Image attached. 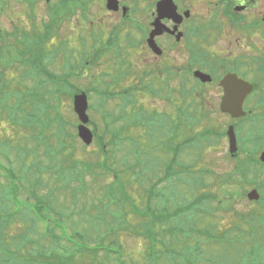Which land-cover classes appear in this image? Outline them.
Segmentation results:
<instances>
[{"label": "rangeland", "instance_id": "1", "mask_svg": "<svg viewBox=\"0 0 264 264\" xmlns=\"http://www.w3.org/2000/svg\"><path fill=\"white\" fill-rule=\"evenodd\" d=\"M8 1V4L4 3L7 4V7L5 6L6 11L3 12L1 7H3L4 0H0V32L2 30L4 32L14 31L17 27L21 30L25 29V31H30L34 23L41 26L43 30L44 25H49L50 23L49 14L59 9V7H53L51 11L48 10L49 6L58 3V0H51L50 2L37 0L33 4L28 3L26 0ZM121 1L130 7L131 12L128 14H131L133 23L140 24L143 29L149 25L150 15L155 10V7H152V0ZM178 2L182 8L186 6L192 8L194 17L200 19L203 24L206 20L214 17L215 8L211 7L210 9L208 7L209 0H177ZM32 5L36 6L35 9L31 8ZM67 8L70 12L66 14L68 16L62 20L61 24L59 23L58 26L53 25L51 28L54 40L52 48L55 45L57 47L59 46L57 48L59 52L57 57L47 59V63L52 64L49 67L53 72L57 74L61 73L62 76L64 71H69L65 68L67 66L64 67L65 61L63 57L66 55L69 57L68 63L73 64L77 68L74 75H71L69 72L67 73H69V79L73 80V84H75L77 89L84 90L88 94L90 104L89 115L93 119L89 123L91 129H95L94 122H97L100 124L101 131L104 130L102 114L100 113H107V115L112 113L118 116V114L120 115L123 112V115L127 116L125 122L124 120H120L116 125H112V128L118 130V136H121L122 142L114 159L110 158L108 163L113 169L112 172L115 169L119 172L120 179H118L117 185L119 183L125 184L129 199H123L117 192L116 195H113L108 190V186L114 181L112 172L97 175V179L93 175L84 172L83 182L89 188L82 185V180L80 182L77 180L72 181L70 187L67 189H63L61 183L56 181V175L60 168L68 169L69 165L74 166L77 161L81 166L73 167V170L81 172L84 171V161L96 162L98 158H100V161H107V158L99 153L96 137L93 144L87 147H84L83 142L78 138L76 125H74L77 122V116L73 109V102L68 96H62V100H54L53 104L58 106V109L61 110L64 117L70 123L72 122V124H68L73 127L69 126L67 135L69 133L77 136L75 145L73 146L71 144L75 138L72 136H67L63 141L69 144L68 148L70 150H68L74 153V158L71 160H65L66 155L60 154L57 157L48 155L45 144L38 145L37 140L33 138L34 131L32 128L15 127L9 121L8 117L4 116L5 113L1 115L0 109V161H4V164L7 163L10 166L11 164L9 162L11 159L14 170L18 175L22 176L23 184L27 187H29L31 181L38 179L41 183V187L38 189L39 194L43 195L44 193L51 192L52 205L57 211L62 212L59 215L62 218L64 217L66 222V224L59 222V225L69 235H72L75 229L83 230L85 228L89 229L90 227L94 229L91 230L94 233L90 232L92 240L89 244H93L98 253H94L93 256L92 253L85 250L77 251L76 255L65 264H264V220L253 221V228L249 225L251 223L250 220L253 219L252 216L260 208L258 203L249 200L247 197L248 192H251L256 187L254 188L247 184L237 186L231 182L230 185H224V188L220 189V184L218 182L216 183V177H214L216 174L222 175L229 172L237 162V157H231L229 152V141L227 138L228 127L233 124L236 129L239 127L241 133L244 132L246 135L253 134V131H261L264 134V131H262L264 126H261L264 125V122H262L264 118L257 119L249 117L234 120L230 115L223 114L220 111L219 100L212 101L215 96L218 98L219 93L211 94L208 88L203 87L198 89L197 87L198 91L205 93V97L203 98L197 95L196 90H194L196 89L195 83L190 78L189 81L192 84L189 88L183 90L179 84V79L171 73L169 75L170 79L167 82L163 81L165 76L156 72V66H153L151 63L149 65L147 64L146 56L148 51L142 44L137 46V48L127 49L128 46L126 47V45L128 41L141 40L142 32L130 27L126 23L128 17L122 15V12L116 14L109 11L106 8V0H95L93 6L85 12V15L74 5L71 7L68 6ZM114 32L116 35H114ZM110 39L111 42L113 40V43L117 41L118 43H115L117 46H114L113 50H109L108 53L101 54L97 57L94 45L96 44L98 47L101 41L106 42ZM11 40L15 41L14 38ZM118 46L121 52L127 50V59H125L124 55L116 52L118 51ZM203 47L213 52V48L209 44H205ZM84 51L85 53L93 54L94 58H91L89 55L84 56ZM46 52L50 53L49 50ZM95 57H97L96 60ZM54 58H56L55 62ZM217 58L221 62L225 61L222 57L217 56ZM83 62L84 65L82 64ZM90 62L91 64H89ZM173 64L177 65L178 72L179 62L175 57H172L169 62V65ZM81 67H84L83 71ZM14 71L20 72L18 70ZM161 71H164V73L167 72L166 69ZM145 72H149V84H153L156 89H160L162 92L161 95H151L152 93L150 91H146L144 81ZM14 77L17 78V74L11 72L8 79ZM114 79H119L120 86L115 87L113 85ZM12 84L9 87V90L12 91L25 89L24 87L26 85H33L28 80L25 81V86L23 85L21 88L16 89L15 87L18 86L17 79ZM191 90L194 93L190 92ZM117 93L122 97H119ZM50 96L48 94L45 95L44 102H48ZM49 102L52 103L51 101ZM190 103H193L197 108L194 109V106H190ZM141 105H144L146 108ZM183 105L184 107L187 106L190 112L194 110L195 118L189 121L194 126L192 127L194 130L189 131L183 124L180 122L177 123V126H182H179L175 130V138L177 140L174 141V145L184 142L187 136L192 138L197 133L202 132L218 131L223 132L225 136L221 140L220 138H217V140L211 138V143H207V148L201 150V154L198 153L195 147L183 149L184 153L180 158L182 162H194L199 157L198 165L193 169L200 170L201 168H206L212 171V174H204L203 180L208 186L193 191L194 189H191L192 185L190 183L180 184L177 182L178 180L171 181L172 184L168 186V190L166 189L168 192H166L165 200H171L169 204L171 209L183 208L182 204L184 202L191 201L202 192L211 191L218 195V199L223 200V206H230V209H220L218 201L214 200L202 205V211H196V209L185 213L182 211V216L185 220L181 217L179 221L181 223L180 225L184 228L181 227L179 231H176L179 225L167 232L171 235L170 231H176L177 240L171 238L170 235H167L165 238L157 235V240L155 237L149 240L150 237L148 238L144 233L147 225L141 226V221L144 219L141 221L137 219L138 215L136 213L149 212L146 208L148 194L145 188L148 190L151 182L149 180H143L144 176H141V173L143 170L155 168L157 169V174L161 175L163 163L168 158L158 149L159 146L162 147L161 141L164 136H159L157 134L159 131L155 130V133L149 136L148 144L144 140L147 138L145 131L143 132L141 127L138 128L135 125V112L143 108L149 114L151 112L169 113L178 122V111L182 113L185 110L179 106ZM255 108V111L258 109L259 112L261 110L264 111L263 107ZM175 109L178 110H176L177 113ZM183 115L182 117L184 118ZM109 118L110 121L113 119V117ZM123 123L124 125L133 123L129 132H123ZM161 124L165 135L167 126L165 122ZM55 133L56 127L54 126L50 130L45 131V135L48 137L47 144L50 146L47 148L49 149H54L61 141ZM124 137H130L133 142ZM136 143L143 146L144 149H149L145 155L142 153V158L148 160L149 163L142 164L139 168L137 167L138 169H134L137 155L133 146ZM252 144H256L264 150V137L255 139L252 141ZM21 145L26 147L28 150V152L26 151L27 154L24 152L25 150L22 152L19 150ZM17 147L18 151L15 150ZM13 148L14 150H12ZM32 149L34 150L29 152ZM5 154L10 158L8 160L9 162L3 157ZM240 155H243V153H240ZM20 157L23 158V165L19 163ZM155 160H157L156 166L153 164ZM34 162L35 165H33ZM58 165H60V168ZM32 166L33 169L28 170ZM51 166L54 172L49 170ZM69 171L72 173L71 169ZM54 173L57 174L55 175ZM198 175L196 174L195 176ZM184 177L187 176L185 175ZM140 180H143L144 183L142 184ZM61 181L63 184L68 182L66 178H62ZM159 187L158 189L160 190L163 185ZM245 189L247 192H244ZM114 190L120 193L117 186L114 187ZM226 191L227 193L229 192L228 195H226ZM259 191L263 194L261 190ZM145 195L147 196L146 198ZM2 196L3 193H0V201L4 200ZM20 196L22 199L27 196L24 187L21 189ZM112 200L116 206L115 204L111 206ZM95 203L98 205L96 210L93 208ZM152 203L154 204V208L164 207V201L161 198L156 197V200ZM204 209L205 211L212 210L213 214L208 215L209 213L205 212ZM1 214L2 212H0ZM242 215H245L247 219L241 220ZM148 220L149 223H152L151 216L145 221ZM23 225L24 223L21 225L18 222L14 223L11 225L10 230L5 228L2 234L5 237L11 231L19 234L26 227ZM43 225V223L37 224L35 226L36 232L32 235L35 241L40 242L44 251L48 252V250H52L58 254V256L52 255L49 257L50 264H59L60 261L57 258H61V256L69 257L74 247L72 244L67 245L64 243L59 233L57 236L59 239H49L50 237L44 234L46 227ZM236 225H239L244 233H239L234 228ZM155 227H157L159 233H162L158 225H155ZM150 228L152 227L150 226ZM184 229L189 233L186 238H184ZM198 230H202V232L206 231L208 234H214V236H218V239H214V237L209 238V236L203 234L200 235ZM57 232H60V230H57ZM150 241L156 245L155 251L150 249ZM169 243L174 250L170 249ZM27 248L30 249V246H27ZM169 254H172V256ZM93 259L97 260V263L93 262ZM8 263L0 253V264Z\"/></svg>", "mask_w": 264, "mask_h": 264}, {"label": "trees", "instance_id": "2", "mask_svg": "<svg viewBox=\"0 0 264 264\" xmlns=\"http://www.w3.org/2000/svg\"><path fill=\"white\" fill-rule=\"evenodd\" d=\"M68 4L69 1L65 0L62 5L63 7L55 10L54 13H52V11L49 14L50 23L49 25H46L48 26L47 32L45 31L41 33L39 37L34 36L33 39H28V45L30 46V48H26V53L30 52V56L27 55V61L31 63L28 74L29 76H32L36 79L37 82L34 81L36 82L35 85L32 87L28 86L23 91H12L3 89L2 85L0 84L1 115L5 113L4 116L8 117L9 121L15 127L21 126L23 128H32V130L34 131L33 138L37 140L38 145L45 144L48 155L50 154L52 157H57L60 154L66 155V158H64L65 160H71L72 158H74V153L72 151H69V144L63 142L64 138H67V136H72L73 138H75L73 143L71 144L73 146L75 145L74 143L76 141L77 136L71 135L69 133L67 135V130L69 129V126H72L68 124H72V122L70 123L69 120L64 117L61 110L58 109V106L53 104V101L60 99L62 100V96L65 95L71 97L73 93H76L77 91L73 88L71 84L68 83V77L66 75L60 76L53 74L45 79L40 78L43 71H45L46 69L43 67L42 64L39 66L37 65L39 64L38 62L33 61L39 58L38 61H41L43 63L44 60L51 58L53 59L54 53L51 51L50 53L46 52L45 44L52 35V32H49L52 26H58V24L61 23L63 16L70 13L69 9L67 8ZM39 50L41 52H38V57H36L35 54ZM97 57H95V60ZM47 94L51 96L48 102H44L45 95ZM49 101H51L52 103H50ZM103 112L105 111L103 110ZM100 114H102L104 130L101 131L100 124L94 122V133L96 136V143L99 148V153L101 155H104L107 158V161H100V158H98V161L96 162L84 161V171L82 172L78 170H73V167H77L78 165L81 166L78 161L74 166L69 165L68 169L60 168V165H58L60 170H58V174L55 173L57 174L56 181H59L61 183L63 189H67L68 187H70L71 182L74 180L80 181L81 179L83 181L85 171H89L91 174L94 175V178L97 179V175L99 176L100 174H104L107 172L109 173L113 170L111 165L108 163V160L110 158L114 159L115 155L117 154L116 152L120 149L122 140L121 136H118V130L112 128V125H116L117 122H119L120 120H124L125 122L127 116L123 115V112L120 115L118 114V116L113 115L112 113H109V116L107 115V113ZM109 117H113V119L110 121ZM134 118L136 120L135 125H137L138 128L141 127L143 129V132L145 131L147 138H145L144 140H146L148 144L149 136H152L155 133V130L159 131L157 132L159 136H164L162 137L163 139L161 141L162 147L159 146L158 149L162 153H164V155H166V157L169 159H167V161L163 163L161 176L157 175V169L155 168H149V170L143 171L139 169L140 171H142L141 176H144L143 180L145 179L151 182L149 185V189H145L146 193L149 195V200L155 197L156 188L160 183L164 181L170 182L175 179H182L183 175H187L189 177L188 183L192 182L191 184L192 189H194L193 191H197L198 189L205 188L208 186L203 180L204 174H212V171L206 168H201L200 170L193 169L196 165H198L197 162L199 157L197 158V160L190 163H184L180 160V158L184 153L183 149L186 148L191 149L192 147H195L198 153L201 154V150H205V148H207V143H211V138H214L216 140L217 138H220L221 140V138L225 136L223 132H202L199 133V136L195 137L194 139L190 138V136H187L184 139V142H181L178 145H174V141L177 140V138H175V130L177 129L178 122H176L171 116H169L168 113L155 112L149 114V112L141 108L137 110V112H135ZM162 122H165V125L167 126L165 135L163 132L164 130H162ZM74 125L77 124L74 123ZM52 126L56 127L55 134L57 137H59L61 141L57 146H55L54 149H49L47 148L50 146L49 144H47L48 137L45 135V131L50 130ZM131 126H133V123L124 125L122 127L124 128L123 132H129ZM262 131H264V129H262ZM238 135L240 142L239 152L243 153V155L239 154V156L237 157V162L229 172L222 175L216 174L214 177H216V183L218 182L220 184V189L224 188V185H230V183L232 182L237 186H243L244 184H247L258 188L263 192L261 199L256 202L260 205V208L256 210L255 214L252 216L253 219L250 220L251 223H249V225H251V227L253 228V221L264 220V163H261L259 161L257 156L259 148L256 144H252V141L259 137H264V134L261 131H253V134L251 135H246L244 132H239ZM124 138L130 139V137ZM130 141L133 142L132 139H130ZM133 148L134 150H136L137 167L139 168L142 164H148L149 161L142 158V153L143 155H145L146 153H148L149 149H144L143 146L137 143L134 144ZM12 150H14V148ZM15 150L18 151V147L15 148ZM19 150H21V152L23 150H25L24 152H28L26 147L22 145ZM33 150L34 149L29 152H32ZM22 159L23 158L21 157L19 158V163L21 165L24 164ZM10 162L12 166H10V168L8 169V179L10 180L8 189L6 190V188L3 187L0 182V193H3L2 198L4 197V200L0 201V212H2V214L0 215V253L2 257H4L9 262L8 264H50L49 257L52 255L58 256V254L52 250H48V254L47 251L43 250L40 242L35 241V238L32 234H35V226L37 224H40L41 222L45 223L46 230L44 234L47 237H50L49 239L58 238L57 236L59 233L64 243H66L67 245L74 244V249L69 255V257L61 256V258H57V260L60 261L59 264H65L69 259L73 258L76 255L77 251L85 250L87 252L92 253L94 256V253H96V249L93 244H89L92 240V238L90 237V232L94 233L93 231H91L94 229H92L91 227L89 229L85 228L83 230L75 229L72 235L67 234L64 229H62V227L59 225V222L65 224L66 222L64 220V217L62 218V216L59 215L62 214V212L57 211L52 205L50 194L51 192L44 193L43 195L39 194L38 189L39 187H41V183L38 179L31 181L29 187L24 185L22 176L18 175L14 170L13 162L11 159ZM153 164L156 166L157 160H155ZM33 165H35V162L33 163ZM32 169L33 166L30 169L28 168V170ZM70 169L72 170V173H70V171L68 172V170ZM49 170L51 172H54L52 166L49 168ZM114 171H116V169ZM195 174H199V176L195 177ZM62 178H66L68 182L66 184H63L61 181ZM118 179H120V177L115 175V179L113 183L108 186V190L113 195H116L117 192L120 196H122L124 193V184L119 183L120 185H117ZM153 179H155L154 182ZM143 180H140V182L144 183ZM82 185L88 187L85 183H82ZM116 186L119 188L120 193L114 190V187ZM23 187L26 189L27 195L24 199H22L20 196L21 189ZM244 192H247V190L245 189ZM228 193L226 195H228ZM217 199L218 195L214 192H202L198 196H196V198H193L191 201H186V204L183 208V212L185 213L192 209H196V211H202V205L214 200L218 201L220 209H230V206L225 207L222 205L223 200ZM113 204H115V202L112 200L111 206ZM97 206L98 205L95 203L93 208L96 210ZM183 212L181 211L180 213V211H164L163 213H157L156 215H154L153 219L154 222H156L155 224L158 223L161 226H171L175 224H173L174 221H178L181 218ZM205 212L209 213L208 215L213 214L212 210ZM246 219L247 218L245 217V215L241 216V220ZM17 222L20 225L24 223V225L26 226L25 229H22L23 231L21 230L19 234L17 232L13 233L11 231L6 235V238L2 234V231L5 230V228H8L10 230L11 225ZM179 225V223L175 224V226ZM234 228H236L239 233H244V231L240 228L239 225H236ZM59 229L60 232H57V230ZM198 232L200 233V235H208L209 238L215 237L214 234H208L206 231L202 232V230H198ZM27 246H30V249L27 248Z\"/></svg>", "mask_w": 264, "mask_h": 264}, {"label": "flooded vegetation", "instance_id": "3", "mask_svg": "<svg viewBox=\"0 0 264 264\" xmlns=\"http://www.w3.org/2000/svg\"><path fill=\"white\" fill-rule=\"evenodd\" d=\"M6 1L9 3L8 0ZM69 1L68 6L74 5L84 14L95 3V0ZM63 3L62 1L59 4L55 3L49 6L48 10L61 6ZM124 3L120 0L121 6L126 5ZM177 5L178 11L181 13L179 15L182 17L181 22L177 23L168 18L163 19L162 23L166 28L164 33L153 37V42L158 50L150 42L151 34L154 31L152 24L157 15L155 10L150 15L149 25L145 27L146 35H142L141 40L128 41L127 49L137 48L142 44L148 51L147 64L151 63L156 66V72L163 74L165 79H170L169 75L171 73L179 79V84L183 90L189 88L194 82L196 94L203 98L205 93L198 91L197 87L208 88L211 94L219 93L218 98L215 96L212 99V101L219 100V104L224 93L222 81L228 75H235L239 80L251 84L252 91L243 101L246 115L234 120L249 117L264 118V111L254 110L255 107L264 108V0H209L208 7L210 9L211 7L215 8L214 17L206 20L204 24L200 19L194 17L192 8L187 6L182 8L179 3ZM35 7L33 6L34 9ZM5 9L4 7L3 11H6ZM120 12H122L121 9L116 14ZM129 12H131V9ZM186 12H189L188 17ZM126 17H128L126 23L135 28L136 31H140L141 25L133 23L131 14H127ZM173 30L174 33H172ZM41 33V26L36 23L33 24L30 31L21 30L17 27L14 31L4 32L2 30L0 32V84L3 89L9 90L16 79L18 80L16 89L25 86L26 73L31 65L27 61V55L30 56V52L26 53V48H30L28 39H33L34 36L39 37ZM12 38L15 41H12ZM205 44H209L213 48V52L205 49L203 47ZM52 45H54L53 36L46 42L45 47L54 50ZM126 51L121 52L118 46L116 52L124 55L127 59ZM38 52L41 51L36 52V57H38ZM217 56L222 57L225 61H219ZM172 57H175L179 62L178 72L176 64L169 65ZM38 59L33 62H38L37 65L40 66L42 62ZM165 69L167 70L166 73L161 71ZM196 70L209 74L212 80L209 82L199 81L194 75ZM11 72L17 74V78L8 79ZM144 75L145 89H149V72H145ZM189 78L192 82L189 81ZM262 122H264V119H262Z\"/></svg>", "mask_w": 264, "mask_h": 264}, {"label": "water", "instance_id": "4", "mask_svg": "<svg viewBox=\"0 0 264 264\" xmlns=\"http://www.w3.org/2000/svg\"><path fill=\"white\" fill-rule=\"evenodd\" d=\"M107 8L109 10L118 11L119 10V0H107ZM127 9L124 8V12ZM158 17L156 18L153 25L155 26L154 31L151 34V45L155 46L153 42V37L160 35L166 29L163 23L161 22L164 18L173 19L177 23L181 22L182 17L177 13V6L173 0H162L157 4ZM186 16H189V12H186ZM174 33V31H172ZM157 49V47L155 46ZM158 50V49H157ZM195 75L199 77L202 81H211L212 78L210 75L202 72L196 71ZM224 87V96L221 103V110L232 114L233 117H239L245 114L243 111V101L245 97L251 92V85L249 83L239 80L235 75H228L225 77L223 83ZM88 97L87 94L82 92L76 94L74 97V111L77 114L81 124L78 127L79 136L86 144H91L93 140V133L87 127V124L90 121L88 114ZM228 136L230 139V150L232 153H235L238 149L237 147V138L234 130V126H230L228 129ZM261 160L264 162V153L261 156ZM250 199L258 200L260 198L259 192L254 189L248 194Z\"/></svg>", "mask_w": 264, "mask_h": 264}]
</instances>
